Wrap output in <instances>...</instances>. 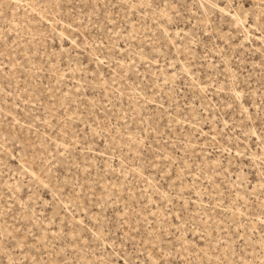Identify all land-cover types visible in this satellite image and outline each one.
Instances as JSON below:
<instances>
[{
	"label": "rangeland",
	"instance_id": "rangeland-1",
	"mask_svg": "<svg viewBox=\"0 0 264 264\" xmlns=\"http://www.w3.org/2000/svg\"><path fill=\"white\" fill-rule=\"evenodd\" d=\"M0 264H264V0H0Z\"/></svg>",
	"mask_w": 264,
	"mask_h": 264
}]
</instances>
